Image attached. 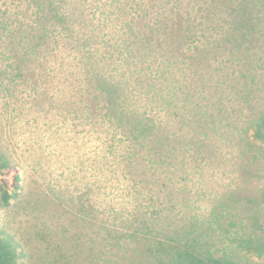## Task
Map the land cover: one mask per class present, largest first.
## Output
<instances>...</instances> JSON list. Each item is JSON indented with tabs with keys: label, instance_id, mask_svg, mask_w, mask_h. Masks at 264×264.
<instances>
[{
	"label": "trees",
	"instance_id": "trees-1",
	"mask_svg": "<svg viewBox=\"0 0 264 264\" xmlns=\"http://www.w3.org/2000/svg\"><path fill=\"white\" fill-rule=\"evenodd\" d=\"M6 1L0 91L72 55L118 184L27 189L0 264L264 261V0ZM23 187L0 155V207Z\"/></svg>",
	"mask_w": 264,
	"mask_h": 264
},
{
	"label": "rangeland",
	"instance_id": "rangeland-1",
	"mask_svg": "<svg viewBox=\"0 0 264 264\" xmlns=\"http://www.w3.org/2000/svg\"><path fill=\"white\" fill-rule=\"evenodd\" d=\"M6 5V0H0V12ZM65 54V58L53 62L55 69L50 75L34 74L40 82L39 94H33L34 87L28 83L0 91V155L19 167L24 186L18 203L13 199L8 207H0V229L9 236L19 237L20 227L26 225V210L18 207L25 204L29 189L65 187L79 193V186L89 192L95 180L111 178L109 171L115 166L111 161L103 166L104 160L98 156L104 151L105 135L94 129L91 119L79 108L84 103L78 104L72 83L82 82L84 86L85 82L83 75L78 74L76 59ZM72 70L77 72L75 77L70 75ZM103 127V131L108 129ZM107 182L118 184L116 178ZM118 197L107 199L117 201ZM247 259L253 264L264 262L261 258Z\"/></svg>",
	"mask_w": 264,
	"mask_h": 264
}]
</instances>
